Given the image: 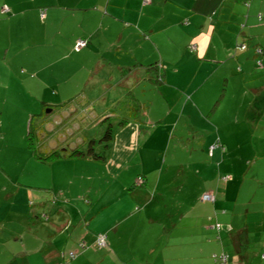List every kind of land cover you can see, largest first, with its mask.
<instances>
[{"label":"crops","instance_id":"1","mask_svg":"<svg viewBox=\"0 0 264 264\" xmlns=\"http://www.w3.org/2000/svg\"><path fill=\"white\" fill-rule=\"evenodd\" d=\"M147 1L0 0V88L5 86L6 80L2 78L5 69H9L4 62L8 55L17 56L34 49V56H38L36 58L43 57L51 64L56 61L50 56L61 53L64 60H87L93 64L95 72L101 66L103 75L97 81L86 78L82 84L89 101L93 97L104 99L106 94L103 92L109 87L113 90L121 87L117 99L111 101L115 103L118 98L122 101L127 95L134 96L131 89L148 84L147 101L152 104L172 103L169 111L182 105L183 114L192 110L202 119L214 118L226 102L225 107L235 103L233 113L238 116L254 114L261 117L264 112V66L259 68L257 60L263 59L264 62V0ZM204 5L207 10L201 9ZM4 6L9 8L8 13H2ZM218 9L221 14L214 19L219 13ZM42 11L46 12L45 17H42ZM209 12L216 14L209 19L206 16ZM79 38L87 39L88 45L76 52L74 45ZM242 41L249 45L245 49L247 52L233 53L234 44ZM259 50L263 53L258 54ZM13 67L14 63L10 69ZM42 68L36 65L34 72ZM51 73L38 72L46 77ZM258 75L261 76L253 80ZM69 79L55 77L48 80L51 96L61 98L57 101L61 106L71 101L78 86L77 82ZM130 79L132 82L129 84ZM232 81H242L244 86L252 82L249 90L254 97L234 96L226 100L225 94L221 101L215 102V88L226 86L228 91ZM113 90L109 89V93ZM44 92L43 100H46ZM186 94L189 96L186 97ZM154 95H157L155 100ZM43 103L47 107H54L50 101ZM138 104L141 103L138 101ZM140 130L139 124H130L117 131L116 137L113 135L114 156L105 162L106 172L116 176L126 161L135 159L142 150L143 154L145 150H150L147 143L140 148ZM220 140L214 144L218 145L216 148H223ZM224 143L227 149L231 145L227 140ZM236 147L244 148L241 145ZM28 159L34 162V180L25 181L26 177H19L16 193L8 192L5 185L3 187V192H6L4 200L14 201L11 206L5 203L0 206V259L7 256L0 264H59L62 257L73 250L77 251V256L71 264H131L126 263L124 257L128 254L127 248L134 254L136 243L127 241L128 247L126 244L119 246L118 242L125 239H114L122 231L123 223H115L106 231H101L107 235V246L97 248L96 234L81 230L82 223L89 216H96L98 208L94 206V201L80 196L78 191L74 192L75 181L71 178L67 181V187V177L57 176L50 163L38 161L31 154ZM157 162L159 160L155 158V164ZM50 172L53 173L51 178L48 177ZM145 174L147 182L155 185L156 180L151 182V171L147 170ZM161 178L160 174L158 187ZM8 179L13 180L11 176ZM145 191L149 192L148 189ZM21 192H26L27 196V193L34 195L32 225L26 222L30 213L25 208L8 209L18 204L17 195L21 197ZM207 192L214 193L213 190ZM48 194L52 196L46 203ZM140 196L144 199V192H140ZM121 200L118 199L119 203ZM144 202L149 204L147 199ZM204 219L207 220L202 226L204 232L200 234L197 229H191L192 235H203V240L210 236L205 252L195 264H214V256L222 252L229 254L228 264H264V224L236 229L231 224L219 222L222 218L216 214ZM223 221L229 220L226 218ZM218 223L221 230L215 227ZM227 225L230 229L225 230ZM151 231L148 229V235ZM80 244L84 245V249L80 248ZM147 244L148 247H156L151 242Z\"/></svg>","mask_w":264,"mask_h":264},{"label":"rangeland","instance_id":"2","mask_svg":"<svg viewBox=\"0 0 264 264\" xmlns=\"http://www.w3.org/2000/svg\"><path fill=\"white\" fill-rule=\"evenodd\" d=\"M204 6L201 9L207 10ZM218 12L214 19L221 14L219 9ZM215 14L209 12L206 16L210 19ZM243 44L249 48L247 42H237L232 47L233 53H246L247 49L245 52L238 50ZM34 55V49H30L17 56L9 54L4 61L9 69H5L2 78L6 80L5 86L0 88V206L4 203L11 206L14 201L4 200V185L8 192L16 193L19 177H26L25 181L34 180V162L28 159L31 154L38 161L50 163L57 176L67 177V187L71 178L75 181L74 192L78 191L80 196L94 201L98 208L96 216H89L82 223L81 230L104 234L101 231H106L111 225L123 223L122 231L114 239H125L118 242L119 246L126 244L128 247L127 241L136 243L134 254L127 248L126 263L195 264L205 252L210 236L203 240V235H192L191 229H197L200 234L204 232L202 226L207 221L204 218L210 215L216 214L222 218L219 222L231 224L236 229L264 224V112L261 117L254 114L238 116L233 113L235 103L225 107V102L214 118L202 119L192 110L183 114L182 105L169 111L172 103L148 102V84L131 89L134 96L127 95L122 101L121 98L115 103L111 101L117 99L121 87L117 90L109 87L113 91L104 90V99L93 97L89 101L82 84L86 78L97 81L103 75L101 66L95 72L93 64L85 59L81 62L70 58L64 60L59 53L50 56L56 61L51 64ZM13 63L14 67L10 69ZM36 65L43 67L42 70L34 72ZM41 71L52 73L46 77L38 74ZM260 76L251 79L256 80ZM55 77L63 80H70V77L78 84L71 101L65 106L57 102L61 98L51 96L49 91L48 80ZM131 82L130 79L129 84ZM240 82L232 81L228 91L226 86L215 88V102L221 101L225 94L226 100L234 96L254 97L249 90L252 82L246 86ZM44 91L46 100H43ZM156 97L154 95L153 99ZM45 101H50L54 107H47L43 103ZM130 124H139L140 148L147 143L150 150H145L144 154L142 150L135 159L126 161L113 176L106 172L105 162L114 156L115 143L105 141L104 136L112 127L116 137L117 131ZM218 140L223 143L224 150L222 147L213 149ZM224 140L231 142L229 150ZM239 145L244 148L236 147ZM45 158L47 160H43ZM155 158L159 160L156 164ZM147 170L151 171V182L156 180L155 185L147 182ZM52 174L50 172L48 177L51 178ZM160 174L162 178L158 187ZM10 176L12 182L8 179ZM225 176L229 177L227 181H224ZM6 177L7 182L4 180ZM140 177L150 186H141L138 182ZM211 190L216 201H202L203 194ZM26 192H21V197L17 195L18 204L8 209L25 208L30 213L26 222L32 225L35 199L33 194L27 193V196ZM140 192H144V199ZM51 196L45 200L46 203ZM145 199L151 203L148 208ZM226 218L228 222L223 221ZM228 225L225 230L230 229ZM148 229H152L150 235ZM149 242L156 247H148ZM5 259L7 256L0 261Z\"/></svg>","mask_w":264,"mask_h":264},{"label":"built area","instance_id":"3","mask_svg":"<svg viewBox=\"0 0 264 264\" xmlns=\"http://www.w3.org/2000/svg\"><path fill=\"white\" fill-rule=\"evenodd\" d=\"M146 2H148L146 0ZM3 13H8L9 12V8L7 6L3 7L2 10ZM46 12L42 11V17H45ZM261 19V18H260ZM88 44V40L87 39H83V38H79L76 42L75 45V51L79 52L82 48L86 47ZM194 48V46L192 47ZM247 49L246 45H241L239 47L238 50H245ZM263 52L261 50L258 51V54H262ZM257 65L262 68L263 67V61L261 59H258L257 61ZM218 145L213 146V149H215ZM212 155V152H211ZM229 179V177H225V181H227ZM138 182H142V179L139 178ZM202 201H206V202H215L216 201V196L213 192H206L203 194L202 196ZM216 228H218V230H221V226L219 224L215 225ZM95 245L97 248H104L107 246V235L105 234H96V242ZM84 249V245L80 244V248ZM77 256V251L73 250V251H69L67 255H64V257H62V260L59 262V264H71V261ZM215 264H228V255L225 252H222L220 254L215 255Z\"/></svg>","mask_w":264,"mask_h":264},{"label":"trees","instance_id":"4","mask_svg":"<svg viewBox=\"0 0 264 264\" xmlns=\"http://www.w3.org/2000/svg\"><path fill=\"white\" fill-rule=\"evenodd\" d=\"M2 10H3V8H2ZM3 13V12H2ZM3 14H5V13H3ZM77 42V41H76ZM75 45H76V43H75ZM75 45H74V48H75ZM88 45V44H87ZM75 50V49H74ZM82 50V49H81ZM80 52V51H79ZM258 61V60H257ZM264 66V65H263ZM259 67V66H258ZM260 68V67H259ZM263 68V67H262ZM31 132L29 133V139H31ZM104 139H105V141H112L113 140V130H112V127H110L109 128V130L107 131V133L105 134V136H104ZM43 160H47V158H45V159H43ZM225 177H227V176H225ZM225 177H224V181H225ZM141 179H142V182H140L141 183V185H144V183H145V179L144 178H142V177H140ZM47 218H48V216H46ZM220 226H221V224L220 223H218ZM217 255V254H216ZM228 255V262H229V254H227ZM214 264H215V256H214Z\"/></svg>","mask_w":264,"mask_h":264},{"label":"water","instance_id":"5","mask_svg":"<svg viewBox=\"0 0 264 264\" xmlns=\"http://www.w3.org/2000/svg\"><path fill=\"white\" fill-rule=\"evenodd\" d=\"M51 110H49V112H50Z\"/></svg>","mask_w":264,"mask_h":264}]
</instances>
